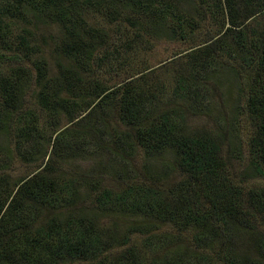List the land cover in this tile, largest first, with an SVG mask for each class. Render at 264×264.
Wrapping results in <instances>:
<instances>
[{
	"label": "trees",
	"instance_id": "16d2710c",
	"mask_svg": "<svg viewBox=\"0 0 264 264\" xmlns=\"http://www.w3.org/2000/svg\"><path fill=\"white\" fill-rule=\"evenodd\" d=\"M74 1L51 0L47 5L58 8L54 9L57 18L67 22ZM104 1L75 3L100 8ZM135 1L138 6L147 3L145 11L155 16L154 26L169 22L173 34L183 41L197 36V24L179 9L178 0ZM195 2L208 21L220 22V29L210 44L191 50L190 63L197 68L193 74L179 76L176 94L197 102L194 98L203 96V84L193 86L203 81V76H197L217 65L222 55L237 61L233 71L240 77L245 99L240 107L253 128L248 145L253 175L264 179V0ZM14 13L15 8L0 10L1 44L18 18ZM73 27L77 30V23ZM137 27L135 40L144 36V29ZM82 54L94 58L90 48ZM33 64L40 80L45 79L47 67ZM146 76L143 72L103 87L99 103L89 105L93 115L109 100L113 115L128 128L121 141L128 152L121 157L119 190L103 189L99 180L91 181L85 174L82 181L66 180L68 174L54 155L42 170L15 188H10L8 175L0 172V264H264V188H247V174L234 176V158L241 154L233 146L226 148L228 127L192 129L185 125L177 106L160 110L155 105L159 95L150 90ZM97 79L103 86V80ZM63 136L57 134L56 145ZM116 148L112 144L110 151L117 153ZM140 151L145 157L169 152L172 160L167 170L178 180L167 183L156 178L148 162L137 170L133 161ZM78 183L87 188L86 193L77 190ZM87 193L95 198L94 208L109 209L115 215L113 226L102 227L103 214L95 213L91 205L88 210L78 209L80 214H66L88 201ZM123 218H131L127 230L119 220ZM239 234L250 239L246 254L235 249Z\"/></svg>",
	"mask_w": 264,
	"mask_h": 264
},
{
	"label": "rangeland",
	"instance_id": "374dc122",
	"mask_svg": "<svg viewBox=\"0 0 264 264\" xmlns=\"http://www.w3.org/2000/svg\"><path fill=\"white\" fill-rule=\"evenodd\" d=\"M49 1L0 0V10L15 8L14 16L18 17L3 44L0 43V169H3L0 172L8 175L10 188L38 173L54 155L68 174L64 176L66 180L82 181L85 174L91 181L99 180L103 189L119 190L124 162L121 157L128 152L121 141L128 128L113 115L108 99L109 104L93 115L89 113L92 109L89 105L99 101L103 87L136 78L143 72L147 74L145 82L150 90L155 89L159 95L155 105L160 110L177 106L185 116V125L192 129L227 126L226 148L233 146L241 154L234 158V176L247 174V188H264V179L255 177L251 166L248 145L253 128L240 107L245 99L240 77L233 71L237 61L222 55L216 67H210L206 73L203 70L197 76H203V81L193 84H203V96L194 98L197 102L176 94L179 76L193 74L194 67L197 68L190 63L191 50L210 44L209 39L218 36L220 29V22L215 24L202 15L196 0H178L179 9L197 24V36L190 37L189 41L174 35L169 22L154 26L155 16L145 11L147 3L138 6L135 0H105L98 8L88 3L78 5L75 0L69 6L70 21L63 22L57 18L58 8L48 7ZM20 4L22 9L16 10ZM75 23L77 30L73 27ZM137 26L144 29L141 32L144 36L135 40ZM88 48L93 50V60L82 54ZM34 62L47 67L45 79L40 80ZM101 65L104 68L99 70ZM97 76L103 80V86ZM73 103H78L76 108L71 107ZM61 132L64 136L56 145V136ZM112 144L117 146V153L110 151ZM135 157L137 170L148 162L156 178L167 183L178 180L170 177L167 170L172 160L169 152L145 157L140 151ZM141 176L147 178L143 172ZM79 189L82 194L87 192L81 183H78ZM86 198L88 201H82L66 214H80L78 209L82 208L88 210L95 198L88 193ZM93 210L103 214L102 227L113 226L115 215L108 213L109 209L101 211L95 207ZM119 220L127 230L131 218ZM239 237L235 249L246 254L250 239L244 234Z\"/></svg>",
	"mask_w": 264,
	"mask_h": 264
}]
</instances>
